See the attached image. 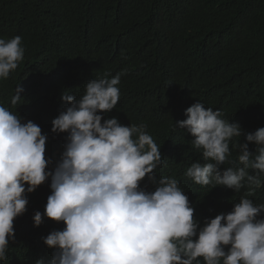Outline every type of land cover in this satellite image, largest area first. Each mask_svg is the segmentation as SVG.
<instances>
[{"label": "trees", "instance_id": "trees-1", "mask_svg": "<svg viewBox=\"0 0 264 264\" xmlns=\"http://www.w3.org/2000/svg\"><path fill=\"white\" fill-rule=\"evenodd\" d=\"M17 35L24 58L0 79V105L47 135L50 169L67 136L51 131L53 119L68 106L62 93L80 98L90 80L120 74V99L101 115L122 125H146L162 154L157 177L178 181L201 225L230 212L244 196L264 203V182L250 188L245 181L236 192L187 177L193 162L212 161H205L193 137L175 126L197 101L220 110L223 119L243 130L229 142L231 155L221 169L241 166L239 143L264 127V0H0V38ZM16 86L23 98L12 105ZM141 187L153 191L155 186L146 176ZM50 194V180L27 194V210L14 220L15 240L0 264L51 259L53 250L42 238L65 225L47 218L38 227L33 222Z\"/></svg>", "mask_w": 264, "mask_h": 264}, {"label": "clouds", "instance_id": "clouds-1", "mask_svg": "<svg viewBox=\"0 0 264 264\" xmlns=\"http://www.w3.org/2000/svg\"><path fill=\"white\" fill-rule=\"evenodd\" d=\"M24 52L21 36L0 38V79L18 67ZM120 79V74L92 79L80 98L62 93L68 106L53 119L51 131L67 136L51 169L52 160L45 156L47 135L0 105V261L8 259L14 220L26 212L27 194L50 180L51 194L44 212H35L34 226L47 218L65 227L42 238L53 251L50 260L36 264H201V257L203 264H264V203L244 196L230 212L201 225L178 181L157 177L154 170L162 154L146 125H122L116 117L101 115L117 105ZM22 91L16 86L12 105L21 101ZM184 115L175 126L193 137L205 161H212L193 162L187 177L236 192L245 181L250 188L261 187L264 127L239 143L241 166L221 169L231 155L229 142L243 134L239 123L226 121L220 110L199 101ZM146 176L153 191L141 187Z\"/></svg>", "mask_w": 264, "mask_h": 264}]
</instances>
